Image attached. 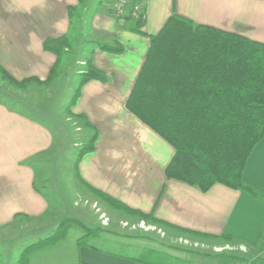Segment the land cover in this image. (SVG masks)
Returning <instances> with one entry per match:
<instances>
[{
    "label": "crops",
    "instance_id": "obj_1",
    "mask_svg": "<svg viewBox=\"0 0 264 264\" xmlns=\"http://www.w3.org/2000/svg\"><path fill=\"white\" fill-rule=\"evenodd\" d=\"M86 1L0 0V68L18 80H44L58 60L43 48L44 42L66 36L69 48L65 61L73 65L74 59L92 60L109 77L107 82L87 83L71 107L70 113L84 115L98 134L94 151L79 162L82 179L157 220L198 233L229 236L237 248L256 250L264 231V203L220 184L202 192L184 182L168 180L165 171L174 158V148L131 114L126 104L149 51L150 36L157 35L171 16L181 15L196 24L264 44V0H136L145 5L146 35L131 32L124 20L103 5L89 25L91 4L87 6ZM117 42L124 47L122 54L99 49V45ZM32 107L0 97V233L23 219L43 220L54 208L38 186L36 164L55 152L58 134L51 117L35 116ZM89 130L94 135V130ZM243 180L264 191V139L249 158ZM120 213L128 218L124 217V222L135 217ZM168 231L171 237L177 232ZM137 239L145 238L102 232L87 246H78L75 240L35 253L29 264H146L139 259L149 250L189 264H205L166 241L161 243L163 249L141 248ZM67 249H72L69 259L55 257L54 253Z\"/></svg>",
    "mask_w": 264,
    "mask_h": 264
},
{
    "label": "trees",
    "instance_id": "obj_2",
    "mask_svg": "<svg viewBox=\"0 0 264 264\" xmlns=\"http://www.w3.org/2000/svg\"><path fill=\"white\" fill-rule=\"evenodd\" d=\"M79 1L84 3L86 0ZM114 1L100 0L99 4L108 6L114 14ZM73 10L71 7L70 16ZM144 17L141 13L139 17L129 15L122 19L131 32L146 35L143 32ZM43 48L58 58L46 79L30 77L18 80L0 68L2 80L18 89L51 85L69 48V40L66 36L49 39ZM99 49L117 55L124 52V47L118 42L99 45ZM83 62L71 107L87 83L92 80L109 81L107 74L97 69L92 60ZM126 108L174 148V158L165 171L168 180L184 182L202 192L220 184L264 203V191L247 185L243 180L249 158L264 139V44L173 15L157 35L150 36V48ZM72 116L83 122L86 128L94 130L93 137L78 155L75 173L99 200L116 211L180 234L233 242L229 236L207 235L157 220L152 214L131 209L87 184L79 173L78 165L85 154L94 151L98 134L84 115ZM71 229L84 232L77 241L78 246H87L98 232L77 219L65 218L53 235L27 247L18 264H29L32 254L57 245ZM256 248L263 256L254 260L228 257V261L264 264V231ZM228 261L224 263L228 264ZM139 262L184 264L154 250L144 252Z\"/></svg>",
    "mask_w": 264,
    "mask_h": 264
},
{
    "label": "rangeland",
    "instance_id": "obj_3",
    "mask_svg": "<svg viewBox=\"0 0 264 264\" xmlns=\"http://www.w3.org/2000/svg\"><path fill=\"white\" fill-rule=\"evenodd\" d=\"M86 2L87 6L91 4L87 12V20L90 25L95 11L99 9L100 0H87ZM103 6L106 5L103 4ZM66 56L65 54L58 69L57 77L51 85H32L27 89H18L4 82L0 74V97H4L7 101H21L30 107L33 106V111L29 109L35 116L51 117L50 120L55 124L58 134L55 152L46 157H41L36 164L39 173L38 186L41 192L51 200L54 208L43 217V220L23 219L5 232L0 233V264H18L27 247L53 235L65 218L77 219L92 231H98L93 239L89 240V243L95 240L99 233L109 231L117 236L145 238L137 239V245L141 248L157 246V249H163L161 243H170L175 250L191 253L202 259L205 264H225L224 262L227 263L228 257L254 260L263 256L257 248L249 251L244 247L237 248L233 243L196 236H184L177 232H172L173 237H171V232L167 228L146 221L147 225L156 226L162 233L141 229V231L133 232L131 227L144 220L134 217L128 222L122 221L124 217L125 219L128 218L104 201L99 200L79 181L75 173V165L79 153L93 137V132L86 128L83 122L74 119L70 113L71 100L80 83L79 73L84 68V60L81 58L74 59L72 65L65 61ZM104 212L108 216L107 219L110 220L105 225L101 219V214ZM124 223H128L129 227H124ZM83 236L82 230L71 229L65 239L57 245L63 242L73 243ZM110 236L118 240L121 239V241L131 242L127 238ZM67 250L68 252L63 250L54 253L55 257L64 259L66 256L69 259L72 256V249ZM52 254L50 253V256ZM130 254L132 253L130 252ZM33 255L30 256V260ZM47 255L49 257V254L46 253L45 256ZM42 260L45 261L46 258ZM182 262L189 264L185 260ZM228 262V264H238Z\"/></svg>",
    "mask_w": 264,
    "mask_h": 264
},
{
    "label": "built area",
    "instance_id": "obj_4",
    "mask_svg": "<svg viewBox=\"0 0 264 264\" xmlns=\"http://www.w3.org/2000/svg\"><path fill=\"white\" fill-rule=\"evenodd\" d=\"M114 16L120 20L122 18L128 17L129 15H133L135 17H139L141 13H144V19H146V9L145 5L142 2L136 0H115L113 3ZM100 212V210H99ZM101 219L103 220V224H108L109 220L107 219L106 213L101 214ZM124 227H129L128 223H124ZM133 230L141 229L144 231H158L160 234L161 230H158L156 226H149L145 221H141L137 225H133L131 227Z\"/></svg>",
    "mask_w": 264,
    "mask_h": 264
}]
</instances>
